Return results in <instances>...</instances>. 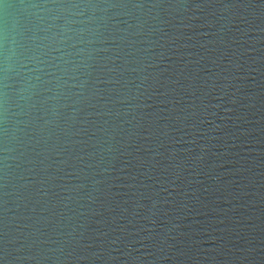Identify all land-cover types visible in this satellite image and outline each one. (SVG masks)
Instances as JSON below:
<instances>
[{"label":"clouds","instance_id":"obj_1","mask_svg":"<svg viewBox=\"0 0 264 264\" xmlns=\"http://www.w3.org/2000/svg\"><path fill=\"white\" fill-rule=\"evenodd\" d=\"M0 264H264V0H0Z\"/></svg>","mask_w":264,"mask_h":264}]
</instances>
